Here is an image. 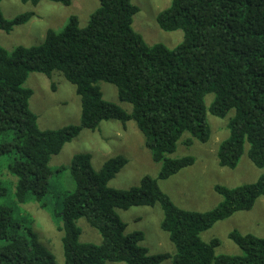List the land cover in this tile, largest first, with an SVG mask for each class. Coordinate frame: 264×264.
Returning <instances> with one entry per match:
<instances>
[{"label": "trees", "instance_id": "obj_1", "mask_svg": "<svg viewBox=\"0 0 264 264\" xmlns=\"http://www.w3.org/2000/svg\"><path fill=\"white\" fill-rule=\"evenodd\" d=\"M21 1L37 6L43 0ZM98 1L85 28L72 16L62 30H48L40 45L18 46L12 53L0 46V161L6 159L16 178L10 184L13 193L0 181V264H56L33 229L16 219V206L30 202L62 223L65 264H161L167 259L174 264H264V238L233 231L229 238L243 254L217 256L221 241L201 237L216 223L252 210L264 197V176L235 188L216 186L223 201L208 212L179 208L159 185L195 163L191 156L170 155L186 134L209 142L208 114L225 118L234 111L230 136L217 154L221 167L235 169L246 145L251 162L264 167V0H171L157 21L163 31L184 32L182 44L174 49L149 46L134 30L139 9L131 0ZM34 16L28 12L9 20L0 7V30L10 33ZM55 72L75 87L81 122L41 130L30 108L33 92L23 86L32 73L51 78ZM99 82L114 85L132 112L105 101ZM208 95H214L210 107L205 104ZM108 121L121 122L125 129L128 122L136 123L153 161L161 164L159 176H145L129 189H113L109 182L127 165L126 158H110L97 171L90 154H76L70 165L76 189L64 195L62 209L51 210V158L83 130L96 132ZM10 193L13 200L8 202ZM156 205L163 210L161 229L174 245V255H151L142 245L144 232L127 235L116 212ZM81 218L98 230L101 245L80 242Z\"/></svg>", "mask_w": 264, "mask_h": 264}, {"label": "rangeland", "instance_id": "obj_2", "mask_svg": "<svg viewBox=\"0 0 264 264\" xmlns=\"http://www.w3.org/2000/svg\"><path fill=\"white\" fill-rule=\"evenodd\" d=\"M139 12L134 17L133 28L140 33L149 46L162 44L174 49L182 44L184 32L163 31L158 24V16L171 5V0H131ZM98 0H72L71 6L41 1L37 6L23 3L21 0H3L0 4L3 16L13 19L21 14L33 12L35 16L25 25L14 28L10 33L0 30V46L12 53L18 46L31 47L43 43L48 30L60 31L72 16L79 19L80 26L85 28L91 15L99 8ZM103 99L119 105L128 113L132 105L121 102L117 88L107 82H99ZM24 88L30 89L33 95L30 108L38 117L41 130H58L81 122V101L75 87L60 73L55 72L51 78L39 73H32L26 80ZM214 95L205 98V104L210 107ZM234 111L225 118L207 115L211 129V138L207 143L191 139L189 134L183 136L177 145V150L171 158L181 159L191 156L195 163L180 171L168 180H159L161 189L181 209L194 212H208L220 204L223 199L215 191L218 185L235 188L255 183L264 176V167H256L248 157L249 146L235 169L223 168L219 165L218 150L220 145L229 138V123ZM191 141V144H188ZM76 154H90L92 166L99 171L104 163L113 157L121 156L127 159V165L109 182L113 189H129L140 184L145 176L157 178L161 164L153 161L151 152L145 146V138L134 121L128 122L126 129L121 122H103L96 132L83 130L70 143L65 144L58 155L51 158L49 167L52 170L47 197L50 209H62V198L67 192L76 189L70 165ZM64 168L62 172L59 169ZM0 181L8 184L10 192H14L16 178L7 168L6 159L0 161ZM11 184V185H10ZM6 199L12 201L10 196ZM126 223V234L142 231L145 240L142 243L151 255L175 254L176 249L169 236L161 229L164 217L160 205L154 207H133L129 210H116ZM16 219L22 225L30 227L38 236L40 243L55 257L56 264H65L62 244V223L54 221L50 211L43 210L34 202L16 206ZM81 229L80 242L94 245L102 244V237L97 229L92 227L86 218L77 221ZM252 234L264 238V197L259 198L250 211L235 213L230 218L216 223L211 229L202 233L205 242L219 239L221 245L216 249V255H242V250L229 238L231 232ZM107 264H123L108 262ZM161 264H174L173 259L164 260Z\"/></svg>", "mask_w": 264, "mask_h": 264}]
</instances>
